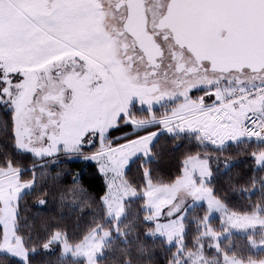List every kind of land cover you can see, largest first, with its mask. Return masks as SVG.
I'll return each instance as SVG.
<instances>
[{"label": "snow or ice", "instance_id": "1", "mask_svg": "<svg viewBox=\"0 0 264 264\" xmlns=\"http://www.w3.org/2000/svg\"><path fill=\"white\" fill-rule=\"evenodd\" d=\"M161 7L159 0H0V130L6 131L19 160L55 163L61 153L67 159L92 153L83 155L85 163L94 161L102 175L126 179L134 163L143 161V167L151 161L153 146L165 134L177 141L174 149L182 147L179 141L185 133L198 148L201 141L211 142L204 139L206 121L193 126L192 117L219 118L220 125L228 127L232 116L227 105L231 112L242 109L250 124L258 123L249 113L264 116V0H168L163 15ZM133 8L144 15L143 34L135 31ZM230 73L249 75L248 86L229 79ZM165 100L168 107L157 115L155 106L165 107ZM237 124L253 132L244 121ZM126 129L134 139H127ZM214 130L207 135L212 137ZM113 133H122L125 143H113ZM254 134L264 139V133ZM231 142L225 140L224 146ZM98 147L100 151L93 152ZM256 163L264 166V158ZM185 167L182 163L181 169ZM22 171L18 163L0 157V188L6 182L7 206L17 212L19 195L35 186L33 178L30 186L13 193V185L20 188ZM146 175L150 180L151 170ZM142 187L147 188V182ZM139 195L147 199V193L114 180L110 194L100 201L105 219H115L118 228L124 201ZM151 215L146 213L145 223L164 235L167 222L148 219ZM17 227L14 224L9 234L7 220L0 218V254L15 264H28L36 246L29 249ZM110 234L97 224L72 242L67 232L54 230L42 247L50 251L56 244L62 260L71 254L94 264L91 253ZM167 239L172 246L173 237ZM179 247L169 264H180L183 245ZM202 259L198 256L193 264Z\"/></svg>", "mask_w": 264, "mask_h": 264}, {"label": "trees", "instance_id": "2", "mask_svg": "<svg viewBox=\"0 0 264 264\" xmlns=\"http://www.w3.org/2000/svg\"><path fill=\"white\" fill-rule=\"evenodd\" d=\"M121 135L113 133V138L121 137L115 144L125 141ZM130 137L127 135L128 140ZM179 142L182 147L174 149L177 141L170 140L166 134L161 136L153 146L151 161L143 167V161H137L128 170L124 178L127 184L140 191L144 182L171 184L181 176V164L197 156L208 160V187L225 208L237 214L264 212V166L256 163L257 158H264V142L243 139L227 146L211 147L201 141L198 148L187 133ZM87 154L90 153L81 154L80 159H67L61 154L59 162L55 163L35 162L31 157L19 160L6 131L0 130V157L11 159L25 169L22 182L35 179V186L19 198L18 212L15 210L18 234L23 236L29 249L36 246L35 254L29 252L28 264H69L60 259L56 247L50 251L42 247V242L47 241L54 230L67 232L68 239L76 242L97 224L111 225L105 221V209L100 202L106 191L104 179L95 164L84 162L82 156ZM33 164L35 173L31 172ZM41 164L46 166L41 168ZM148 170L152 174L150 180L146 175ZM73 178H76L75 184ZM45 200L46 203L39 206ZM142 205L140 197L125 203V214L118 222L117 233H111L97 264H169L174 249L151 235L153 227L145 223ZM263 234L261 231L231 234L220 243V252L244 261L263 260L264 245L259 246ZM0 264H15V260L0 254Z\"/></svg>", "mask_w": 264, "mask_h": 264}, {"label": "rangeland", "instance_id": "3", "mask_svg": "<svg viewBox=\"0 0 264 264\" xmlns=\"http://www.w3.org/2000/svg\"><path fill=\"white\" fill-rule=\"evenodd\" d=\"M245 77L248 76H228V78L232 79L233 81H235L237 78L245 81V86L247 87L249 80L245 79ZM252 82L253 84L258 83L257 81ZM227 86L234 87L235 84L233 83ZM196 95L199 94L196 93ZM163 103L165 107H160V105L155 106L157 115L163 113L168 107L167 100H165ZM177 103L179 104V101ZM224 107L231 113L232 116V120L228 122V127H222L220 125L219 118L209 120L207 117L201 116L192 117L190 120V123H192L193 126H196L200 123H205L206 121L204 139L206 141H211L207 143V145L211 147H222L224 145V141L229 140L230 138L233 142L239 140L243 141L241 135L242 126L237 124L238 120L242 121L243 119V110L238 108L236 112H231V109L227 105ZM139 108L140 105L137 104L136 109L139 110ZM213 127L215 129L213 136L209 137L207 132ZM127 135H131L130 138L134 139L131 131H129ZM140 135H143V133L141 132ZM121 136H123V134ZM113 139L114 140L112 142L114 143L115 138ZM255 141L264 142V139H257ZM124 143L125 141L117 145ZM137 143L141 144L143 142L138 141ZM129 147H131V145H129ZM97 151H100L99 147L96 148L94 152ZM117 151H119V149H117ZM87 155L90 156L92 153ZM91 163L96 165L99 173L101 174L99 170L100 166L94 161ZM184 164L186 167L185 169H182L181 176L173 183L168 185H153L147 183L148 187L141 190L142 194L147 193V199H145L143 195L136 197L143 199L142 209L145 211V213L149 211L152 212V215L148 216V219L156 220L157 217H159L161 223L167 222L168 224V231L164 235L158 233L154 227L151 231V235L163 240L167 246H169L167 236L171 235L173 237L171 247L174 250L171 259L174 257L177 251L181 250L179 245L182 244V258H177L180 261V264H184L185 260H187V264H193V261L201 255L204 259L200 261V264H205V261L207 264H230V261H239L240 264H264V259L259 261H244L236 257L221 254L220 252V243L224 239L228 238L231 234L247 235L256 231H261L264 233V227H261V224L264 223V212L257 211L252 214H237L231 212L224 206L219 207L222 204L211 195V190L208 187V180L210 177V167L208 160L194 156L186 160ZM102 177L106 186V191L103 197H107L110 194V185L114 180L117 185L122 182L127 184L123 176H121L119 180H116L113 174L102 175ZM31 184L32 182L21 181L20 188H16L15 185H13L12 191L14 194L18 193L21 189H24ZM6 188L7 185L5 182V187L0 188V200L4 201V206L0 207V218L7 220L8 233L11 234L12 227L15 224L13 213L16 212V209L14 207L10 208L7 206L8 193ZM25 192L27 191H23V193L19 195V198ZM129 200H132L130 196L123 203L122 215L119 218V221L125 214V203ZM148 205L151 207H147ZM169 213H173L174 215L169 217ZM253 215L256 218L248 220L245 219V217H251ZM179 217H182V220L179 219ZM105 221L111 225H109L110 227L104 225V230H107L110 233H117L115 219H105ZM161 231L164 230L161 229ZM181 233L183 234L182 240L179 238ZM111 237V234L110 236L105 237L100 247L91 253L94 257V264H97L96 260L101 256L105 244L111 239ZM201 245L203 246L202 250L200 248ZM263 245L264 234L262 235V239L259 243V246ZM54 247H56L61 259V249L56 244H52L51 248L53 249ZM62 261H66L69 264H88L86 257L74 259L71 254H67L66 259H63Z\"/></svg>", "mask_w": 264, "mask_h": 264}, {"label": "flooded vegetation", "instance_id": "4", "mask_svg": "<svg viewBox=\"0 0 264 264\" xmlns=\"http://www.w3.org/2000/svg\"><path fill=\"white\" fill-rule=\"evenodd\" d=\"M113 2L115 3V0H113ZM159 2L161 3V5H163V7H161V14L163 15V14L166 13V6L168 4V0H159ZM117 15H119V14H117ZM132 19H133V22H134L135 31L137 33L143 34V30H144V26H145V20H144L143 13L139 12L136 8H133ZM147 26H148L149 30H152V28H153V17L151 15L148 16ZM109 30H111V29H109ZM132 42H133L132 39L129 38L128 39V43L131 44ZM166 51H167V49H166ZM186 56H187V53H186ZM140 67H141V70H142V66H140ZM209 75L211 76L212 73H210ZM229 76L233 77V76H240V75L237 74V73H230ZM246 76L250 77L249 75H246ZM167 86L168 87H173L171 85V83H169ZM197 94H200V93H197Z\"/></svg>", "mask_w": 264, "mask_h": 264}, {"label": "built area", "instance_id": "5", "mask_svg": "<svg viewBox=\"0 0 264 264\" xmlns=\"http://www.w3.org/2000/svg\"><path fill=\"white\" fill-rule=\"evenodd\" d=\"M237 96L240 95L239 92L236 93ZM249 115L253 116V119H256L258 123L256 125L250 124L248 121L244 120V115L242 121H244V124H246L248 127L253 129V132H247L246 128L242 126L241 135L244 140L247 141H255L257 140V136L254 133H262L264 132V124L259 123V121L264 120V116H261L259 112L256 113H249Z\"/></svg>", "mask_w": 264, "mask_h": 264}, {"label": "crops", "instance_id": "6", "mask_svg": "<svg viewBox=\"0 0 264 264\" xmlns=\"http://www.w3.org/2000/svg\"><path fill=\"white\" fill-rule=\"evenodd\" d=\"M245 79H247V80H249V81H250V79H251V78H250V77H246ZM252 83H253V82H252Z\"/></svg>", "mask_w": 264, "mask_h": 264}, {"label": "water", "instance_id": "7", "mask_svg": "<svg viewBox=\"0 0 264 264\" xmlns=\"http://www.w3.org/2000/svg\"><path fill=\"white\" fill-rule=\"evenodd\" d=\"M245 39H247L246 37H245ZM238 74V73H237ZM245 75H247V74H245Z\"/></svg>", "mask_w": 264, "mask_h": 264}]
</instances>
